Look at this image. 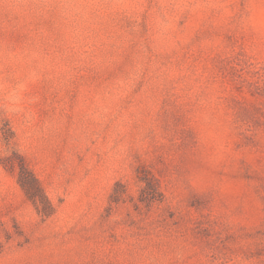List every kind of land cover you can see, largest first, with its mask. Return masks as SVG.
Wrapping results in <instances>:
<instances>
[{
	"label": "rangeland",
	"instance_id": "374dc122",
	"mask_svg": "<svg viewBox=\"0 0 264 264\" xmlns=\"http://www.w3.org/2000/svg\"><path fill=\"white\" fill-rule=\"evenodd\" d=\"M0 264H264V0H0Z\"/></svg>",
	"mask_w": 264,
	"mask_h": 264
},
{
	"label": "trees",
	"instance_id": "16d2710c",
	"mask_svg": "<svg viewBox=\"0 0 264 264\" xmlns=\"http://www.w3.org/2000/svg\"><path fill=\"white\" fill-rule=\"evenodd\" d=\"M140 180H142L144 182V186H143V190H153L155 185L157 184V180L152 176H149L148 173H146L145 171L141 172V175L139 176ZM19 181L21 183V185L23 187H25L29 194L31 195V197L33 198L34 201H36L37 199V195L40 193L41 194V188L38 185L37 180L33 177V175H31L30 173L25 172V170H23L20 174H19ZM28 182H31V185L33 186V189H28Z\"/></svg>",
	"mask_w": 264,
	"mask_h": 264
}]
</instances>
